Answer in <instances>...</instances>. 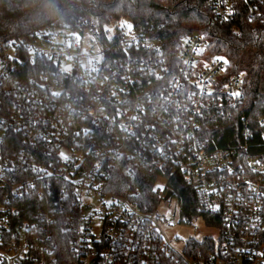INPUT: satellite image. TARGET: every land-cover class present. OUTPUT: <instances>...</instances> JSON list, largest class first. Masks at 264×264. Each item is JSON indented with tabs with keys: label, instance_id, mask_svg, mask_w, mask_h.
Returning <instances> with one entry per match:
<instances>
[{
	"label": "built area",
	"instance_id": "2783aa9c",
	"mask_svg": "<svg viewBox=\"0 0 264 264\" xmlns=\"http://www.w3.org/2000/svg\"><path fill=\"white\" fill-rule=\"evenodd\" d=\"M241 1L251 16L264 3ZM208 5L221 22L237 15L234 0ZM207 45L199 32L186 35L174 65L158 33L127 18L44 26L5 45L0 88L26 64L21 54L49 66L10 78L14 96L0 101V264H54L56 211L66 207L65 264H160L162 253L182 264H264V132L229 145L208 135L209 122L241 100L244 77L227 78L226 59L207 58ZM121 166L155 173L156 206L143 209L139 190H108ZM170 207L177 213L167 217ZM198 217L215 245L188 257L161 224Z\"/></svg>",
	"mask_w": 264,
	"mask_h": 264
},
{
	"label": "trees",
	"instance_id": "16d2710c",
	"mask_svg": "<svg viewBox=\"0 0 264 264\" xmlns=\"http://www.w3.org/2000/svg\"><path fill=\"white\" fill-rule=\"evenodd\" d=\"M209 0H0V58L7 43L44 26L75 29L82 21L102 28L112 20L127 18L137 27H145L158 33L164 42V55L174 65L178 63L181 40L193 32L203 34L208 45L205 56H222L227 61L225 76L243 74V96L234 106L226 107L207 127V133L217 144L237 142L248 132L258 141L264 132V3L257 13L249 14L241 0H234L237 15L232 20L219 21L208 5ZM26 57L24 65L18 64L10 77L2 81L0 101L8 102L14 96L7 87L11 79L26 80L36 77L49 66V62L33 61ZM65 77V76H64ZM63 77V78H64ZM66 78V77H65ZM65 82L69 84L68 79ZM155 173L138 166L130 174L124 166L116 168L108 190L126 192L139 190L138 199L143 209H151L158 203L153 191ZM184 213L195 210L185 194ZM187 196V197H186ZM61 199V197H56ZM34 202L38 203V200ZM190 206V207H189ZM67 207L56 212L54 236L57 243V259L54 264H65L72 259L70 252L71 232L65 223ZM73 210L71 208V218ZM209 218L206 216V219ZM73 222L71 221V225ZM215 241L210 238H189L184 247L186 256H205ZM160 264H182L177 255L162 253Z\"/></svg>",
	"mask_w": 264,
	"mask_h": 264
},
{
	"label": "rangeland",
	"instance_id": "374dc122",
	"mask_svg": "<svg viewBox=\"0 0 264 264\" xmlns=\"http://www.w3.org/2000/svg\"><path fill=\"white\" fill-rule=\"evenodd\" d=\"M164 213L167 217H172L174 216V213L177 212L175 208L170 207L164 209ZM161 228L166 239L170 242L171 246L179 252L182 251L185 242L189 238H196L198 240H202L206 236L216 234L215 230L207 226L203 218L201 217L194 219L191 224H161Z\"/></svg>",
	"mask_w": 264,
	"mask_h": 264
},
{
	"label": "snow or ice",
	"instance_id": "6c2138e0",
	"mask_svg": "<svg viewBox=\"0 0 264 264\" xmlns=\"http://www.w3.org/2000/svg\"><path fill=\"white\" fill-rule=\"evenodd\" d=\"M242 75H243V74H242ZM234 95H236V96H239V95H240V93H238V92H237V93H234Z\"/></svg>",
	"mask_w": 264,
	"mask_h": 264
},
{
	"label": "water",
	"instance_id": "95a60500",
	"mask_svg": "<svg viewBox=\"0 0 264 264\" xmlns=\"http://www.w3.org/2000/svg\"><path fill=\"white\" fill-rule=\"evenodd\" d=\"M168 195H171V192Z\"/></svg>",
	"mask_w": 264,
	"mask_h": 264
}]
</instances>
